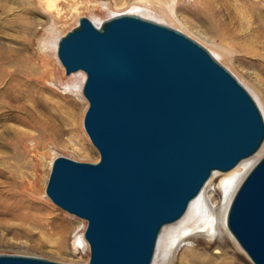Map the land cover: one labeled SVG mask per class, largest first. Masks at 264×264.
I'll return each mask as SVG.
<instances>
[{"label":"water","instance_id":"water-1","mask_svg":"<svg viewBox=\"0 0 264 264\" xmlns=\"http://www.w3.org/2000/svg\"><path fill=\"white\" fill-rule=\"evenodd\" d=\"M58 56L68 74L86 73L83 125L100 159L56 157L46 194L87 221L85 264H152L163 227L183 217L213 171L261 148L264 114L204 45L140 15L100 26L81 17ZM227 224L264 264V156L236 189ZM0 264L70 263L0 254Z\"/></svg>","mask_w":264,"mask_h":264},{"label":"rangeland","instance_id":"rangeland-1","mask_svg":"<svg viewBox=\"0 0 264 264\" xmlns=\"http://www.w3.org/2000/svg\"><path fill=\"white\" fill-rule=\"evenodd\" d=\"M52 1L53 5H50L49 0H29L27 3L30 10L27 11L21 0H0V46L5 44L8 47H22L23 30L26 33L33 32L28 38L30 49L28 55L39 62V66L42 67L44 62L47 67L46 75L41 79L42 86L65 96L67 100L68 91L74 87L76 103L73 118L70 121L69 116L63 119L72 126L65 123L67 132L60 138L43 136V139L35 138V142L30 141V138L23 144L6 142L2 138L5 135L3 134L5 126L13 128L24 126L12 119L3 118L1 113L4 109L0 110V254L32 255L64 263L85 264L89 260L90 252L87 256L74 250L73 240L75 236L84 234L87 223H84L83 218L60 208L46 194L52 163L56 157L62 155L81 162H97L100 159V153L92 144L83 125L88 108V101L82 91L84 80L79 85L75 84L71 81L72 77L64 73L65 69L62 67L61 77L63 81L69 83L60 84L58 78L60 61L57 48L60 38L75 28L81 17H89L96 24H100L114 14L130 12L161 21L183 31L211 52L213 49L217 50L220 56L212 53L247 87L264 112V1L259 3H256V0ZM171 11L175 12L176 17ZM25 17L31 23L32 30L30 28L28 30L24 24ZM38 19L42 21L41 25H38ZM54 26L51 40L55 45V57L44 58L41 56L43 55L41 46ZM13 58L16 61L21 60L16 59L20 57ZM24 129L27 132H39L38 129L31 127ZM18 154H21V162H24L23 177L17 175ZM263 156L264 152L259 159ZM212 188L213 186L209 189ZM210 199L216 204L221 202L220 196L216 194ZM20 200L25 202L26 207L18 205L17 202ZM199 207L201 203L191 210V214ZM60 222L65 224V229L59 228ZM172 229L163 236L161 249L154 264H171L173 256V264H180L182 253L180 249L185 243L192 244L180 243L181 239L171 237ZM215 246L210 245L207 255L219 260L222 255L215 253L217 251ZM199 247L203 249L204 244ZM222 248L227 249L229 255L235 256L238 264H254L237 241L234 243L230 240Z\"/></svg>","mask_w":264,"mask_h":264},{"label":"bare ground","instance_id":"bare-ground-1","mask_svg":"<svg viewBox=\"0 0 264 264\" xmlns=\"http://www.w3.org/2000/svg\"><path fill=\"white\" fill-rule=\"evenodd\" d=\"M27 1L29 0H21V3L26 8V10L29 11L30 6ZM261 1L264 0H256L255 2L259 3ZM49 2L50 5H53L52 0H49ZM172 2H174V0H172ZM209 6L210 4L208 3V7ZM126 13L139 15L136 13L123 12L114 14L109 18ZM171 13L174 15V17H176L175 12L171 11ZM140 16L147 19H151L147 16ZM107 19H105L104 21H106ZM24 21V24L28 27V30L29 28L30 30H32V28L30 27L31 23L27 21L26 17ZM103 22H101L100 24H96L95 22L94 23L97 26H100ZM37 23L38 25H41L42 21L38 19ZM54 30L55 26L50 30V35H48V37H46L42 43L41 49L43 55L41 56L44 58L48 56L55 57V45L51 40V35ZM27 33L29 34L26 37ZM27 33L25 30H23V37L25 38H21L23 40L22 47H8L5 46V44H3V46H0V110L4 109L3 112L0 113L5 119H12L17 123H20L21 126L35 128L39 131L38 133L27 132L24 127L13 128L10 126H5V129L3 131V134L5 135L2 138L6 142L11 141L14 142V144L26 143L25 141L30 138V141L35 142V138L43 139V136L46 138H60L64 134V132H67V126H65L66 122L64 120L69 116L68 119L70 121L74 116V111L76 108L75 98L73 94L74 87L71 89V91H68L69 94L67 95L69 99L67 100L64 98L65 96L58 95L52 89L42 86L41 79H43L44 75H46L45 71L47 67L45 66L44 62L42 67L39 66V62H36L33 57L28 55V51H30L28 46V38L31 37L29 35L33 32L27 31ZM212 52L215 55L220 56V53L217 50L213 49ZM213 53L212 55L219 62H221ZM13 56L20 57L16 59L21 60L16 61ZM58 59L60 61V68L58 69L60 75H58V78L61 81V83H59H69L63 81V78L61 77V67L64 69L65 67L61 62L59 56ZM64 73H66L67 76H71V81H73L77 85H79V83H81L83 80L85 82L86 73L83 70L73 71L68 74L65 69ZM251 95L253 96L252 93ZM255 100L258 103L257 99ZM261 110L263 112L262 108ZM66 125L72 126L71 123H66ZM263 152L264 142L261 148L255 154L242 159L232 169L227 171L214 170L200 194L189 205V208L183 215V217H181L175 222L166 224L163 227V232H161L162 236L160 235L159 237L155 258L157 259L158 253L161 249V241L163 239V236L167 233L169 229L173 228L170 232L171 237H176L177 240L181 239L180 243H192H185L184 246L180 249V251H182L180 256V264H187L188 262H192L193 264H238L237 261L234 259L235 256L233 257L232 255H229L227 253L228 250L222 248V246L224 244L229 243L230 240L234 243H236L237 241L227 224V211H229L228 206H230L229 203H231L230 200H232L231 197L235 188L238 186L239 182L245 176V174L257 162ZM16 156L19 160V165L17 166L18 171L16 170L18 173L17 175L23 177L25 175V171H23L24 162H21V154H18ZM211 186H213V188L210 190L209 188ZM215 194L219 195L221 198V202H218V204H216L215 201L210 199ZM17 203L21 207L26 205L23 200H20ZM199 203H201V207H199L195 213L191 214V210H193L194 207ZM84 223H87L85 219ZM58 226L61 230L65 229L66 227L65 224L62 222H60ZM73 244L74 250H76L77 252H83L87 256L89 255V243L83 233L74 237ZM201 244H204L203 249L199 247V245ZM210 245H216L215 248L217 249V251L215 253H220L222 255L219 260L207 255V251ZM155 258L152 264H154ZM171 259L174 260V256ZM173 260L171 264L174 263Z\"/></svg>","mask_w":264,"mask_h":264}]
</instances>
